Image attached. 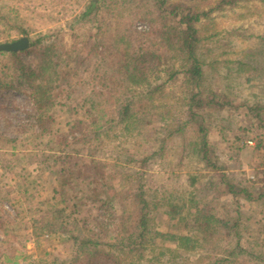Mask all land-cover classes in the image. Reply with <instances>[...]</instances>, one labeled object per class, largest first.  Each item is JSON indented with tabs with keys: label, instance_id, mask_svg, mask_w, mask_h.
I'll return each mask as SVG.
<instances>
[{
	"label": "trees",
	"instance_id": "16d2710c",
	"mask_svg": "<svg viewBox=\"0 0 264 264\" xmlns=\"http://www.w3.org/2000/svg\"><path fill=\"white\" fill-rule=\"evenodd\" d=\"M189 1L95 0L66 24H58L59 19H44L56 13L27 8L24 15L18 0H0V44L13 35L30 40L26 51H0V95L23 92L32 105L26 112L30 130L41 138L54 135L68 160L85 152V161L70 170L62 185L83 193L73 197L75 207H94L91 223L71 227L66 209L58 208L51 222L39 227L72 244L65 264H158L167 255L168 262L177 264L261 262L260 255L242 244L240 218H221L213 206L219 197L258 202L264 195L255 197L250 187L229 177L209 137L216 115L231 106L225 90L238 79H264V63L257 61L259 55L264 58V37L263 49L252 52L250 61L222 63L220 56L226 53L216 55L210 41L220 35L216 13L264 0ZM32 14L41 19H26ZM111 24L119 34L107 39ZM138 24L147 28L138 29ZM172 86L181 90L183 111L172 134L188 136L189 151L212 173L202 188L212 199L200 207L191 201V222L184 217L185 205L171 203L167 214L178 224L184 222L185 229L164 233L155 223L158 204L145 197L142 186L116 189L110 181L116 174L98 154L104 139L119 128L139 133L150 126ZM58 109L72 117L64 134L54 133ZM250 111L264 136V105L255 104ZM158 240L183 244L182 250L159 246ZM193 253L198 254L195 262L188 257Z\"/></svg>",
	"mask_w": 264,
	"mask_h": 264
},
{
	"label": "rangeland",
	"instance_id": "374dc122",
	"mask_svg": "<svg viewBox=\"0 0 264 264\" xmlns=\"http://www.w3.org/2000/svg\"><path fill=\"white\" fill-rule=\"evenodd\" d=\"M92 1L95 0H18V7L23 12L34 8L47 15L56 13L44 19H59L58 24H66ZM32 15L26 19H41ZM214 17L220 35L210 44L217 47L216 55L226 53L220 56L222 63L225 60L250 61L252 52L263 49L260 41V37H264L263 3L246 2L216 13ZM136 27L147 28L142 24ZM118 34L117 25L111 24L107 39L117 38ZM38 35H31V41ZM19 39L13 35L1 44ZM257 61L264 63V58L259 55ZM233 83L231 89L225 90L231 106L216 115L209 139L229 177L250 187L257 197L264 195V148L258 147L264 144V136L250 107L264 105V79L251 83L238 79ZM167 95L161 113L154 117L150 126L139 133L119 128L104 139L98 154L116 174L110 180L116 189L142 186L145 197L158 204L155 223L164 233L185 229L184 222L178 224L167 214L171 211V203L185 205L184 217H187L188 212L195 213V208L190 207L191 201L200 207L201 202L212 199V194L202 192L212 173L189 151L190 141L185 142L188 136L172 134L176 120L182 117L181 90L177 86L168 87ZM74 104L80 105V102ZM31 106L30 99L21 91H5L0 95V264H65L71 258L72 244L62 235L45 234L39 227L51 222L58 208L66 209L65 219L71 227L91 223L94 207H75L73 197L83 193L72 192L62 185L70 170L78 169L85 161V152L68 160L59 152L54 135L35 136L36 131L30 130L26 115ZM56 116L58 125L54 133H66L71 115L58 109ZM215 201L213 207L221 218H240L242 244L258 257L260 255V264H264V201L249 202L231 196ZM188 218L191 222L190 215ZM157 243L180 252L183 247V244L159 240ZM168 257L158 264L179 263L168 262ZM188 257L195 262L198 254H188Z\"/></svg>",
	"mask_w": 264,
	"mask_h": 264
},
{
	"label": "water",
	"instance_id": "95a60500",
	"mask_svg": "<svg viewBox=\"0 0 264 264\" xmlns=\"http://www.w3.org/2000/svg\"><path fill=\"white\" fill-rule=\"evenodd\" d=\"M30 46V40L27 37L14 41L12 43L0 44V51L2 52H22L28 50Z\"/></svg>",
	"mask_w": 264,
	"mask_h": 264
},
{
	"label": "built area",
	"instance_id": "2783aa9c",
	"mask_svg": "<svg viewBox=\"0 0 264 264\" xmlns=\"http://www.w3.org/2000/svg\"><path fill=\"white\" fill-rule=\"evenodd\" d=\"M139 29H142L143 27H138ZM264 171V170H263Z\"/></svg>",
	"mask_w": 264,
	"mask_h": 264
}]
</instances>
